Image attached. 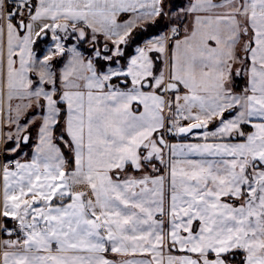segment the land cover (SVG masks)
<instances>
[{
	"label": "snow or ice",
	"instance_id": "snow-or-ice-1",
	"mask_svg": "<svg viewBox=\"0 0 264 264\" xmlns=\"http://www.w3.org/2000/svg\"><path fill=\"white\" fill-rule=\"evenodd\" d=\"M174 8L0 0V111L17 126L15 146L0 145V264H117L109 250L150 257L119 264H264V0ZM161 18L168 34L129 55L135 30ZM32 128L31 159H10ZM189 136L200 142L166 139Z\"/></svg>",
	"mask_w": 264,
	"mask_h": 264
},
{
	"label": "crops",
	"instance_id": "crops-1",
	"mask_svg": "<svg viewBox=\"0 0 264 264\" xmlns=\"http://www.w3.org/2000/svg\"><path fill=\"white\" fill-rule=\"evenodd\" d=\"M131 13H121L118 17H117V20L118 22L120 23H123L124 21L128 20L131 18ZM60 22H63V21H60ZM145 21H137V24H144ZM136 33L133 34V37L135 36ZM103 38V37H102ZM104 39V38H103ZM47 43V41H44L41 45H42V48L44 49V46L45 44ZM75 43V42H73ZM72 43H67L66 45H71ZM143 43H141L140 45H142ZM35 50V49H34ZM80 50L82 52H84L85 55H88V53H86L81 47H80ZM36 51V50H35ZM46 54V52H44V50H42V52L40 54H38L39 58L40 59H43V56ZM134 54V53H133ZM155 55V53H154ZM243 55V53H242ZM68 59V56L65 55L64 59L62 58L61 61L59 63H57L54 68V63L52 61V64H53V69L54 71L59 74L60 72V69L63 67V64L67 61ZM54 60V59H53ZM161 66L162 65V62L159 63ZM164 67V66H163ZM3 72H4V69L3 68H0V81L3 80ZM38 72H39V69H35L32 73H30V76L31 78L35 81L37 79V76H38ZM235 78V77H234ZM234 78H233V81H234ZM238 79H241L242 80V87L239 91H236V92H240L243 90V88L246 86V82H247V77L242 74L240 77H236ZM0 101H2V104H0V107H5L4 103L6 101V99L4 97H0ZM20 101L19 100H13L12 103H15V104H18ZM26 103H31V104H35L36 101L35 99L31 100V101H25ZM34 111V115L33 117L30 119H36L38 118L35 114V110H32ZM3 115H2V111H1V115H0V144L2 143V141L4 140L5 137H7V133L5 132V125H4V122H3ZM5 118V117H4ZM184 123H188V121H184ZM216 126V123L214 122L213 124H210L209 125V128H211L212 130H214ZM208 128V129H209ZM32 130H37L36 128H32ZM246 133L249 132V131H252L251 127L250 126H245L244 129H243ZM199 131H202V130H199ZM6 134V135H5ZM13 138L15 139V134H13L12 132L10 133ZM23 135L26 134V133H22ZM31 135V133H29ZM33 135V134H32ZM33 138V137H32ZM169 140L170 143H176V142H200L199 140H196L194 137H191L190 138H177V137H174V138H167ZM229 142H242L239 138H234L233 140L229 141ZM19 157V156H18ZM16 157L15 159H12V160H16L18 159L20 162H22V158H18ZM162 166H161V170H162ZM162 173V172H161ZM160 173V174H161ZM131 174H134V175H140V173H136V172H133ZM2 179V178H0ZM0 238H7V237H0ZM12 238H15V237H12ZM175 255H179L180 253L176 252V253H173ZM106 255V258L109 259V260H112V261H116L117 264H119L120 261L124 260V259H129V258H135V259H140V258H148L150 259V257H141L139 254H137L135 257H126L124 255H120V254H115V253H112L110 250L105 254Z\"/></svg>",
	"mask_w": 264,
	"mask_h": 264
},
{
	"label": "rangeland",
	"instance_id": "rangeland-1",
	"mask_svg": "<svg viewBox=\"0 0 264 264\" xmlns=\"http://www.w3.org/2000/svg\"><path fill=\"white\" fill-rule=\"evenodd\" d=\"M180 1H181L182 5H180V6L176 7V8H174V9H173V12H175L176 10H178L180 7H186V6L188 5V3H189V0H180ZM167 3H168V0H167ZM191 19H192L191 16H186V17H184V23L179 24V26H182V27L180 28V38H182V36H183L184 28H185L187 25H189V24L191 23ZM167 24H168V20H167V18H165V25H167ZM165 25H164L163 31H161V32L158 33L157 35H160V34H165V35H166V34H168V27H166ZM150 37H151V36H150ZM100 40H101V44H103L104 39L101 37ZM73 42H75V41L69 40V41L66 42V44H67V43H68V44H69V43H73ZM173 43H174V41H173ZM79 47L83 48L84 51H85L86 53L89 54L90 49H89V45H88L87 42L81 44ZM240 54L242 55V52H241ZM157 55H158V54H157ZM64 57H65V56H63L62 58L64 59ZM59 60H60V59H55V62L58 63ZM57 63H56V64H57ZM162 65L164 66L163 63H162ZM163 66H161L159 63H157V68H158V69L161 68V67H163ZM237 66H239V65L237 64ZM11 103H12V101H11ZM20 103H21V101H20L18 104H20ZM23 103H26V102H23ZM6 104H7V101H5V103H4V105H5L4 108H6ZM16 105H17V104L12 103V107H13V109L16 108ZM21 112H23V108L21 109ZM0 115H1V111H0ZM2 115H3V118H2V119H3L4 125H5V132L7 133V135H6V134H5V135L8 136V134H10L11 132H12L13 134L16 135V134H17V126H16L15 124H12V123L8 122V116H7V114H6L5 111H2ZM15 115H16V112L13 111V112H12V116L15 117ZM33 115H34V111H33ZM33 115L30 116V117L32 118ZM4 117H5V118H4ZM30 117H29V119H30ZM226 118H227V117H226ZM183 123H184V122H183ZM208 130L211 131L212 129L209 128ZM36 131H37V130H32V129H31V142H29L26 146H25V145H22V150H20V151L18 152V154H10V159H15V158L18 157V156H19L18 158H22V162H26V161H28V160L31 159V150H32V148L34 147V145H35V143H36ZM194 131H198V132H199V130H194ZM202 131H203V130H202ZM32 134H33V135H32ZM21 135H23V134L21 133ZM15 137H16V136H15ZM32 137H33V138H32ZM167 138H169V137H167ZM6 139H7V137L4 138V140H6ZM185 139H186V138H185ZM4 140L2 141V143H1L0 145L3 144ZM15 142H16V140L13 138L12 141H9V142H8V143H9V146H10V147H11V146H15ZM16 160H18V159H16ZM0 162H2V163H6V162H8V161L4 160L3 157L0 156ZM161 172H162V173L164 172V169H163V168H162ZM162 173H161V174H162Z\"/></svg>",
	"mask_w": 264,
	"mask_h": 264
},
{
	"label": "trees",
	"instance_id": "trees-1",
	"mask_svg": "<svg viewBox=\"0 0 264 264\" xmlns=\"http://www.w3.org/2000/svg\"><path fill=\"white\" fill-rule=\"evenodd\" d=\"M168 4H170V5H172V4H174V5H176V7H178V6H180V5H182V3H181V1L180 0H168ZM146 23V22H145ZM144 23V24H145ZM164 25H165V18H161L159 21H158V23L157 24H155V25H153V24H147V27H146V29L145 30H141V29H139V28H137L136 30H135V32L134 33H136L137 35H136V37H135V39L133 40L134 41V43H132L131 45H129V46H126V51H127V53L129 54V55H131V54H133V50H134V48L138 45V44H140V43H142L145 39H147V38H149L150 36H153V35H156V34H158V33H160L161 31H163V28H164ZM44 41H41L39 44H37L36 46H35V50H36V52H37V54H40L41 52H42V50H43V48H42V43H43ZM83 49V48H82ZM84 50V49H83ZM61 59L62 58H60V60H59V62L61 61ZM58 62V63H59ZM53 63H54V68L56 67L55 65H56V63L57 62H55V59L53 60ZM233 84H234V90L235 91H239L240 89H241V85H242V80L241 79H238V78H234V81H233ZM29 134V133H28ZM23 145V144H22Z\"/></svg>",
	"mask_w": 264,
	"mask_h": 264
},
{
	"label": "flooded vegetation",
	"instance_id": "flooded-vegetation-1",
	"mask_svg": "<svg viewBox=\"0 0 264 264\" xmlns=\"http://www.w3.org/2000/svg\"><path fill=\"white\" fill-rule=\"evenodd\" d=\"M136 35L137 34H135V36L134 37H132V39L134 40L135 39V37H136ZM157 35V34H156ZM156 35H153V36H156ZM153 36H151V37H153ZM148 39V38H147ZM147 39H145L144 41H146ZM144 41L142 42V43H144ZM141 44V43H140ZM157 54H153V56H156ZM158 63H160V62H158ZM171 138H174V137H171ZM186 138H190V136L189 137H186ZM166 139H167V137H166Z\"/></svg>",
	"mask_w": 264,
	"mask_h": 264
},
{
	"label": "built area",
	"instance_id": "built-area-1",
	"mask_svg": "<svg viewBox=\"0 0 264 264\" xmlns=\"http://www.w3.org/2000/svg\"><path fill=\"white\" fill-rule=\"evenodd\" d=\"M178 27L181 28L182 26H179V25H178ZM0 237H2V236H0Z\"/></svg>",
	"mask_w": 264,
	"mask_h": 264
},
{
	"label": "water",
	"instance_id": "water-1",
	"mask_svg": "<svg viewBox=\"0 0 264 264\" xmlns=\"http://www.w3.org/2000/svg\"><path fill=\"white\" fill-rule=\"evenodd\" d=\"M26 134H28V133H26Z\"/></svg>",
	"mask_w": 264,
	"mask_h": 264
}]
</instances>
